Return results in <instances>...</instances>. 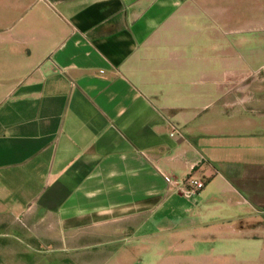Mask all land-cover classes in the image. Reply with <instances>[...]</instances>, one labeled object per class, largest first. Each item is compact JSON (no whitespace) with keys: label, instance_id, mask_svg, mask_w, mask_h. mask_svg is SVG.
Masks as SVG:
<instances>
[{"label":"crops","instance_id":"crops-1","mask_svg":"<svg viewBox=\"0 0 264 264\" xmlns=\"http://www.w3.org/2000/svg\"><path fill=\"white\" fill-rule=\"evenodd\" d=\"M232 9L252 68L209 55ZM263 32L258 0H0V264H264V99L230 97Z\"/></svg>","mask_w":264,"mask_h":264},{"label":"rangeland","instance_id":"rangeland-1","mask_svg":"<svg viewBox=\"0 0 264 264\" xmlns=\"http://www.w3.org/2000/svg\"><path fill=\"white\" fill-rule=\"evenodd\" d=\"M258 6L264 7V0H258ZM253 10L251 9L250 4H244L243 5V10L241 13H238L239 16L243 18L242 20V26L244 28L251 26L250 22V17L253 16ZM234 10H230L227 13V20L224 21L218 18V15H216V19L211 18V23H212V28H211V45H210V50H209V55L211 56L212 61L218 60L219 58L222 57V53H219V51L223 49L224 54L226 55V58L228 60L227 66L229 67V63L233 61H240V59L243 62V66L245 68H252L255 66L256 61L252 59L253 57V47L250 46L249 44L243 45L242 47L236 46L235 45V40L236 38L238 39L240 36L251 38V36H257L259 34H262V32L257 31L255 32L254 30L250 29H243L242 31H237L234 29ZM220 19V21H217ZM239 22V21H238ZM225 25V26H224ZM227 34V46L226 48H222L218 44L215 43V38H224L225 34ZM264 33V32H263ZM220 48V49H219ZM219 50V51H218ZM264 51V47L261 49ZM221 69H222V64H221ZM247 75L244 77V82H243V92L239 93H232L230 97H237V99L241 96H243V103L251 102L253 100H263L264 99V90L262 87V82L261 81H253L252 78L251 80L249 79V82H246ZM252 83H255L252 86ZM237 113V112H234ZM17 245V243L14 242L13 239L11 238H0V244L1 245H13V243ZM20 245V244H19ZM47 252V251H43ZM23 254H17L16 258L23 257ZM28 258H31L32 256L37 257L39 261L43 262H51V263H58L59 262V255L57 253H38L37 252H32L26 255Z\"/></svg>","mask_w":264,"mask_h":264},{"label":"built area","instance_id":"built-area-1","mask_svg":"<svg viewBox=\"0 0 264 264\" xmlns=\"http://www.w3.org/2000/svg\"><path fill=\"white\" fill-rule=\"evenodd\" d=\"M179 132L178 127L172 126L171 135ZM166 182L173 192H178L186 197H191L200 193L206 186V180L194 175H187L181 179L173 176H167ZM264 213V210H261Z\"/></svg>","mask_w":264,"mask_h":264}]
</instances>
